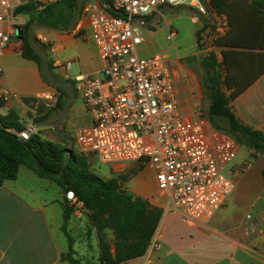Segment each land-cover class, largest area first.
I'll use <instances>...</instances> for the list:
<instances>
[{"label":"built area","instance_id":"obj_1","mask_svg":"<svg viewBox=\"0 0 264 264\" xmlns=\"http://www.w3.org/2000/svg\"><path fill=\"white\" fill-rule=\"evenodd\" d=\"M59 1L0 0V51L19 37L22 22L16 9L32 4L40 11ZM107 1L122 15H112L101 2H85L77 20L81 37L89 34L93 39L102 69L74 78L90 117V124L76 131V148L104 164L150 167L160 195L168 198V210L187 223H206L234 191L235 184L223 169L237 157L239 145L211 126L205 105L197 108L195 118L182 113L171 56L168 50L142 55L146 38L143 26L136 21L153 16L162 7L184 5L187 0ZM177 37V32L169 29L166 42L173 43ZM37 39L48 43L41 33ZM55 65L69 70L71 61ZM49 99L56 104L58 98ZM12 132L27 141L34 128Z\"/></svg>","mask_w":264,"mask_h":264},{"label":"crops","instance_id":"obj_2","mask_svg":"<svg viewBox=\"0 0 264 264\" xmlns=\"http://www.w3.org/2000/svg\"><path fill=\"white\" fill-rule=\"evenodd\" d=\"M178 14L180 13L165 17L164 30L167 33L169 26L179 37L175 25L186 17ZM18 17L22 22L21 30L27 17ZM218 17L214 13V18ZM220 17L226 20V17ZM190 20L195 22L194 17ZM37 30L33 32L34 38L40 34ZM80 33L77 24L75 30L69 33L46 30L41 33L48 41L49 62L52 63L55 75V72H60L65 78L68 77V70L55 64L60 63L63 56L70 54L74 46H78L77 38L93 48V63L84 73L102 69L98 50L90 43L91 37L88 34L83 39ZM176 40L167 49L174 52L169 55L177 69V94L182 113L195 118L197 108L201 105L208 107L209 103L207 105L201 99L205 92L204 84L200 85L196 75L190 71L191 54L180 55ZM22 49L23 42L18 37L0 51V109H5L3 112L0 110V118L17 106L24 107L27 101L50 100L49 98L53 99L58 94L42 77L37 64L21 56ZM215 49L218 50L217 58L221 62V49ZM253 52L258 54L264 50ZM74 61H71V67ZM79 64L82 69L83 64ZM256 70L255 67L250 76ZM223 91L227 95L231 93L225 87ZM229 106L243 125L264 135V73L231 101ZM35 114L37 115L36 111ZM263 156L264 153L258 155L255 161ZM126 165L128 164H111V167L113 171H118ZM135 165L143 168L129 184L125 182L123 188L134 197L147 200L151 205L162 209L163 214L145 255L124 264H264V186H256L252 176H247L245 172L237 177L227 204L210 221L187 223L179 214L168 210V198L160 195L154 171L148 166ZM242 179L244 186L239 191L238 183ZM45 180L47 179L40 178L27 167L21 166L15 181H7L0 186V264H67L63 260V256L69 251L65 231L70 235L75 230L76 213L65 224L62 206L64 199L60 187H57L56 194H49L53 182L48 180L49 183L44 185ZM84 241L85 248L81 251L76 249L77 242L74 244L73 240L75 257L87 261L92 259L91 254L95 251L99 259L100 248L96 233L91 237L86 236Z\"/></svg>","mask_w":264,"mask_h":264},{"label":"trees","instance_id":"obj_3","mask_svg":"<svg viewBox=\"0 0 264 264\" xmlns=\"http://www.w3.org/2000/svg\"><path fill=\"white\" fill-rule=\"evenodd\" d=\"M208 2L217 16L226 17L227 20V30L224 33H215L216 37L213 40V45L221 49L223 60L219 62L215 55L206 58V64L212 69V74L204 81L209 94V121L214 124L216 122L217 128L211 123L215 130L229 136H231L229 133L233 134L237 143L262 154L264 135L243 125L229 105L264 73V52L258 54L253 52V50H264V0H208ZM76 11L77 0H62L40 11L32 4H28L15 11L16 15L28 18L20 30L19 38L23 42L21 56L35 62L44 79L42 58L29 44V26L33 23H41L67 29ZM111 14L116 16L115 13ZM204 28H211L216 32L213 23L204 25ZM35 40L49 55V47L40 43L36 37ZM198 40L200 42V39ZM255 67L257 68L255 74L250 76ZM50 68L54 74L51 62ZM58 78L69 84L75 93L77 92L73 83ZM45 81L47 82L46 79ZM51 86L58 92L57 103L52 109L37 111L33 119L34 123L51 119L66 103V91ZM223 87L231 93L227 95ZM220 119L227 121L226 131L229 133L218 129ZM20 120L19 114L14 110H10L5 117L0 118V186L7 181H15L20 167H27L38 177L57 183L65 195L72 192L77 202L83 203L89 225L95 230L98 238L100 248L98 262L83 263L75 257L73 240L65 231L69 240V251L63 256V260L67 264H124L144 256L159 226L163 211L147 200L134 197L121 189V183L136 175L143 166H139L138 171L131 175H119L110 180H103L88 172V158L80 153L73 151L66 163L67 149L44 141L38 135H33L27 141H20V137L11 131L20 133L24 130ZM72 143L75 146V139L68 141L69 145ZM61 171H63L62 175H59ZM62 206L66 224L73 215V208L67 196Z\"/></svg>","mask_w":264,"mask_h":264},{"label":"rangeland","instance_id":"obj_4","mask_svg":"<svg viewBox=\"0 0 264 264\" xmlns=\"http://www.w3.org/2000/svg\"><path fill=\"white\" fill-rule=\"evenodd\" d=\"M84 1L86 3H94V2L100 3V0H84ZM206 1L207 3H209L208 0ZM185 5L199 10H201L202 8L203 11L202 10L201 11L204 18L207 20L210 19V14L202 0H187L185 2ZM168 15L169 13H165L159 22H156L147 28L141 27V30L146 38V45H147L146 51L142 52V55L168 50L167 46H170V43L166 42L167 33L164 30L165 19H166L165 17H169ZM178 15L186 17L183 20H179L175 25V28H177L179 32V37L176 40V43L178 44L177 47L178 52L180 55L191 54L190 71L196 75L197 81L200 85L204 84V81L212 74V69L206 64V58H208L210 55H215L216 57H218L219 53L218 50L215 49V46L213 45V40L216 37L215 33L219 34V33H224L226 31L227 28L226 20L221 17H218V19L214 18L212 23L215 24L216 26V32H213L211 28H204V25L201 23L199 18L194 14H192L193 15L192 16L188 12H180V14ZM192 17H194L195 19L194 23H192L190 20ZM147 19L148 18H145V20ZM25 21L27 22L28 18H26ZM169 29L170 27L168 26V30ZM74 30L75 27L73 28L72 31ZM43 31L44 30H39V29L37 30L38 33H42ZM33 32H35V30ZM204 35H207L206 36L207 38L204 39ZM197 38L200 39V42ZM90 43L93 45L94 48L96 47L92 38L90 40ZM77 45L78 46H74L71 49L70 54L68 53L66 57L63 56L62 59H60L62 60L61 61L62 63H65L66 61H74V58L76 59L73 62L71 69L68 70L67 72V76L69 78H65V76L60 72H55L58 77L62 78L63 80H68L73 84H74V78L77 75L84 73L86 68L92 65L93 63V53H92L93 48L89 44H86V42H84L80 38H77ZM168 52L170 54L174 53L173 51L172 52L168 51ZM79 62L83 64L82 69L80 67ZM204 90L205 92L202 93L203 98L201 99L208 105L209 94L205 86H204ZM56 95L58 98V94ZM55 105L56 104H54V102H51V100H47V99L31 100V102L30 101L25 102L24 107L17 106L14 109V111H16L18 114L21 115V116L19 115L21 119L20 124L22 129L25 130L30 126L31 127L33 126L34 124L33 119L35 118L36 115L35 111L36 112L47 111L49 109L54 108ZM0 110L2 112L5 111V109H0ZM211 123L214 127L217 128L216 122L215 124L213 122ZM88 124H90V117L84 106L82 96L77 92L76 93L74 92V98L71 102L69 113L64 121L63 127L60 128V130H54L50 127H43L34 130L32 136L38 135L40 139L44 141H49L64 149H68L69 147H71L72 151L79 154L76 145L74 146V143H72V145H69L68 141L70 139L74 140L76 131L79 128ZM226 124L227 121L225 119H220L219 120L220 126L218 129L229 133L228 131H226L227 128ZM60 133H62L63 136H61ZM229 134L231 135L232 138L235 139L233 134L231 133ZM238 145H239V151L237 157L234 159L233 162H231L226 167H224L223 174L230 180H233L235 184L236 180L238 179L237 177L243 175L246 172L247 176H252V180L256 186L258 187L264 186V156L260 160L255 161L256 157L258 155H261V153H256L255 151H253L252 149L248 148L247 146L241 143H238ZM88 163H89L88 172L103 180H110L112 178L118 177L119 175H131L133 172H137L139 168L138 165L128 164L124 167H120L118 171H113L111 164L101 163L96 157H94V160L88 158ZM251 164H253L252 167ZM75 169L77 168L75 167ZM133 177L134 176H132L131 178L129 177L128 180H125L121 183L122 190L126 191L123 188L125 182H128L127 184H129L130 180L133 179ZM241 181L238 183L239 191H241V188L244 186V180L242 179ZM52 182L53 181H51L50 183ZM48 183H49L48 180H45L44 185H47ZM52 186H53L52 190H50L48 193L56 194V191L58 189L57 187L59 185L53 182ZM59 189L63 199L65 198V196H67V200L69 201L71 207L73 208V214L76 213V226H75V230L73 229L72 232L70 233V237L72 238V240H74V244L75 242H77L76 249H80L82 251L83 248H85L84 238L86 236L91 237L94 234L95 230L91 228L89 225L88 217L86 216V211L83 203L77 202L76 198H69L68 195H65L61 187ZM72 225L73 222L71 226ZM91 256H92V259H90L91 261L90 260L85 261V259L83 258H79V259L83 263L97 262L98 257L96 256L95 251L91 254Z\"/></svg>","mask_w":264,"mask_h":264},{"label":"water","instance_id":"obj_5","mask_svg":"<svg viewBox=\"0 0 264 264\" xmlns=\"http://www.w3.org/2000/svg\"><path fill=\"white\" fill-rule=\"evenodd\" d=\"M83 1L84 0H77L76 14L73 18L71 25L67 29H62L59 27H54V26L45 25V24H41V23H33L29 26V29H28L29 44H30L31 48L42 58L43 74H44L45 79L51 85L64 89L66 91V94H67L65 97L66 103H65L63 109L57 115H55L54 117H52L49 120H43V121H38V122L34 123L33 124L34 130H37V129H40L43 127H50L54 130H60V128H62L64 125V121H65L66 117L68 116L70 105H71V102L74 98V90L69 84L62 81L61 79H59L58 77H56L53 74V71L50 68L49 57H48L47 53L39 45V43L35 40L34 35H33V31L35 29H39V30L65 32V33L71 32L73 30V28L75 27L76 22L78 20V17L80 15ZM202 1L204 2L205 6H206V8L210 14L209 20L204 18L202 12L199 9H196V8H193V7H190V6H187L184 4V5H180L176 8H172L170 6L162 7L159 9V11L157 13H155V15L152 19H150L148 21H145L143 19H136V21L138 23H140L143 27L147 28V27L151 26L152 24L159 22L165 13L177 14L180 12H188V13L196 15L203 25H210L214 19V11L211 9V7L209 6V4L207 3L206 0H202ZM100 2L110 12L116 13L118 15H122V13L116 11L114 9V7L111 5V3H109L107 0H100ZM17 34H18V36H20L21 31L18 30ZM60 134H61V136H63L62 133H60ZM20 141L24 142V140L22 138H20ZM70 145H72V144H70ZM72 152L73 151H72L71 147H69L66 150V163L70 159ZM62 172L63 171H61V173L59 175H62ZM68 196L69 197L73 196V193L69 192Z\"/></svg>","mask_w":264,"mask_h":264},{"label":"flooded vegetation","instance_id":"obj_6","mask_svg":"<svg viewBox=\"0 0 264 264\" xmlns=\"http://www.w3.org/2000/svg\"><path fill=\"white\" fill-rule=\"evenodd\" d=\"M154 17V16H153ZM153 17H151L150 19H152Z\"/></svg>","mask_w":264,"mask_h":264}]
</instances>
